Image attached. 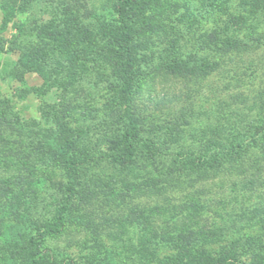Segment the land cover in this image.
Instances as JSON below:
<instances>
[{
    "label": "rangeland",
    "instance_id": "1",
    "mask_svg": "<svg viewBox=\"0 0 264 264\" xmlns=\"http://www.w3.org/2000/svg\"><path fill=\"white\" fill-rule=\"evenodd\" d=\"M86 1L95 6L104 2ZM148 8L137 22L135 37V49L148 61L177 50L187 58L202 48L212 59L211 49L223 35H236L248 43L218 58L217 69L204 78L154 70L137 84V101H143L147 116L180 133L162 150L165 159L178 151L184 156L187 150L200 153L202 143L213 149L210 145L216 140L212 141L211 128L219 124L214 118L217 103L232 93L249 95L264 89V0H161ZM56 11L48 3L8 12L0 9V111L12 113L39 132L38 149L31 153V142L0 129V186L5 187L0 207V264H29L31 236L38 241L42 256H49L53 264H172L178 256L201 249L213 252L229 247L236 250L232 257L237 264L261 258L258 247L250 248L244 239L264 233V169L227 174L215 168L216 158L192 166L185 157L178 170L171 172L168 164L165 171L172 181L158 182L162 191L145 189L138 194L130 183L166 175L154 165L120 166L108 160L107 142L99 134L107 113L104 82L91 89L86 100L63 111L66 135L75 141L80 154L74 193L66 198L71 177L56 160L57 153L47 149L43 131L42 113L58 102L56 88L44 84L35 70L23 73L20 80L9 73L19 50L29 54L27 48L35 42L37 31L48 33L50 25L68 23V17ZM90 47L98 52L108 49L106 40ZM99 54L82 53L77 58L79 71L90 81L95 76L104 80V71L109 70ZM88 80L82 82L91 87ZM181 113L185 117L174 118ZM255 119L261 118L255 115ZM19 144L22 153L13 155L10 148ZM177 176L184 178L180 185L174 182ZM58 213L62 226L56 224ZM48 260L43 258L41 264H50Z\"/></svg>",
    "mask_w": 264,
    "mask_h": 264
},
{
    "label": "trees",
    "instance_id": "2",
    "mask_svg": "<svg viewBox=\"0 0 264 264\" xmlns=\"http://www.w3.org/2000/svg\"><path fill=\"white\" fill-rule=\"evenodd\" d=\"M160 1L104 0L100 1L99 6H95L87 4L86 0H0V9L3 12L14 8L21 9L34 3H42L44 6L48 3L57 10V13L68 17L67 24L50 25L48 33L37 31L35 42L27 48L28 57L26 51L19 50L15 64L9 69V73L18 80L27 71H38L44 78V84L49 83L56 88L58 102L42 113L45 124L43 131L47 138V149L58 154H55L56 160L71 177L68 181L71 186L67 189V192H70L67 199L74 193L72 185L78 167L76 157L80 154L75 149V141H70L69 135H66L67 121L63 117L65 114L63 111L71 110L76 103L86 100L90 90L99 88L102 82L107 113L105 125L99 134L107 142L108 160L120 166L154 165L159 168L160 173L163 169L166 175L163 179L148 176L139 182L130 183L135 186L138 194H143L145 189L151 193L162 191L164 188L158 182L169 184L172 181L168 178L169 174H166L169 172L165 171L168 164L171 165L168 167L171 172L178 170L183 166L185 157L191 160L192 166L210 160L212 162L216 158L215 168H223L227 174H247L253 170L264 169V89L249 95L232 93L217 103L214 118L219 124L211 128L215 135L212 141L216 140V144L210 145L213 149L207 147L208 143H202L200 153L195 154L193 150H187L184 156L178 151L170 155V159L166 158L168 159L166 161L162 150L167 149L169 143L178 138L180 133L176 129L175 132L172 128L168 129L154 117L147 116L146 107L141 103L143 101H137L139 95L137 84L141 76L150 75L154 70H161L179 77L201 79L217 69L218 58L243 49L248 43L236 35H223L224 37L221 36L211 49L215 54L212 59L204 48L187 58L182 57L177 50L168 56L157 58L156 61L143 59L135 49V37L138 36L136 25L139 20L141 21L144 12L149 10L148 7L158 5ZM105 10H109L108 14L104 13ZM99 40H106L108 49L92 51L90 45L96 44ZM93 52L96 54L101 52L99 55H103L105 63L109 65V70L104 71L106 74L104 80L101 76H95L90 81L78 69L79 55L83 53L89 56L93 55ZM83 79H87L92 84L91 87L84 85ZM181 114L175 115L174 118L185 117L183 113ZM255 115L261 119L253 121L256 120ZM221 116L224 118L222 124ZM190 127L193 129V125ZM0 129H8L9 134L14 132L23 136V140L31 142L29 150L31 153L38 149L39 132L25 126V123L17 120L12 113L5 114L0 111ZM4 140L5 137H2V142L5 143ZM21 146L22 144H19L14 147L15 149L9 148L14 155L22 153ZM202 178L203 176L200 177L201 180ZM173 179L177 185L184 180L179 176ZM4 188L0 186V207L4 201L1 199ZM64 209L65 205L61 211ZM54 217L57 220L56 224L62 226V215L58 213ZM1 226L0 221V228ZM244 240L250 248L257 246L262 254L261 258L252 264H264V233L247 236ZM30 243L33 249L29 254V264H41L43 258L46 260L50 258L42 256L34 236L30 237ZM234 253L236 250L233 247L213 252L201 249L198 253L178 256L172 264H230V262L237 264L236 259L232 257ZM53 263L54 261H50V264Z\"/></svg>",
    "mask_w": 264,
    "mask_h": 264
}]
</instances>
